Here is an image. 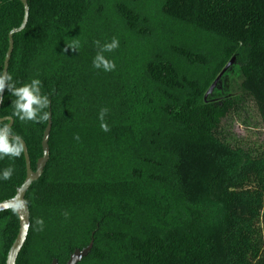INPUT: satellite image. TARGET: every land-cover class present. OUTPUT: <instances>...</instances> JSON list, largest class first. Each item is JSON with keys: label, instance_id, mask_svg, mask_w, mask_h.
<instances>
[{"label": "trees", "instance_id": "16d2710c", "mask_svg": "<svg viewBox=\"0 0 264 264\" xmlns=\"http://www.w3.org/2000/svg\"><path fill=\"white\" fill-rule=\"evenodd\" d=\"M29 10L8 73L17 87L42 82L52 131L16 264H66L92 240L79 264H264V150L220 132L230 96L204 99L236 57L264 127V0H29ZM23 19L21 0H0V72ZM113 37L119 48L104 56L115 70L94 68L95 41ZM15 99L6 89L0 118L13 119L35 170L48 121L21 122ZM9 166L0 203L26 179L24 153L0 159V174ZM18 232V214L1 212L0 264Z\"/></svg>", "mask_w": 264, "mask_h": 264}, {"label": "clouds", "instance_id": "9594fccd", "mask_svg": "<svg viewBox=\"0 0 264 264\" xmlns=\"http://www.w3.org/2000/svg\"><path fill=\"white\" fill-rule=\"evenodd\" d=\"M99 51L93 59V67L96 69H103L105 72L114 71L116 64L113 60H109L104 56L105 52H113L119 48L120 42L116 37L111 39L110 43L103 45L97 40L95 41ZM79 47L78 41H73L67 45L65 51L69 48L76 51ZM42 82L39 79H32L30 83H24L22 86L17 87L13 77L8 72H0V94L5 89L14 96L16 99L12 101L13 116L18 118L21 122H34L41 123L50 119V112L45 111L49 108L50 100L47 95L41 94ZM107 108H101L99 113V119L101 121L100 128L104 132H109L110 126L105 122V115L107 114ZM75 139L79 140V136L76 135ZM25 151V145L23 138L19 135L13 134V130L8 123L0 122V159L4 157H11L13 159L19 158ZM14 168L9 166L5 168L0 174V179L10 180L13 176ZM26 201L14 198L12 202L6 205V208L11 209L13 213H18L23 210L26 205ZM67 217L68 213H64ZM38 225L37 231H42L44 227V221L41 218L36 220ZM30 225H25V230Z\"/></svg>", "mask_w": 264, "mask_h": 264}, {"label": "water", "instance_id": "95a60500", "mask_svg": "<svg viewBox=\"0 0 264 264\" xmlns=\"http://www.w3.org/2000/svg\"><path fill=\"white\" fill-rule=\"evenodd\" d=\"M21 2L24 6V19H23L21 26L19 28L13 29L9 34V48L6 54L3 72H8V69H9V63H10L11 56L14 50V35L25 30L28 24L29 13H30L29 0H21ZM235 61H236V57H233L229 61V63L225 66V68L221 71V73L218 75L216 80L213 82V84L210 86L209 90L205 94V97H204L205 100H207L209 96L213 95L216 89H219V85L222 84V78L227 73V71L235 64ZM4 94H5V91L2 94H0V110H1L2 103H3ZM5 121H9V125L12 127L14 123L12 118H6V119L0 118V122H5ZM51 131H52V115H50V119L48 120V124L44 131V135L42 139L43 155L38 160L35 170L32 169L28 147L26 145V142L23 140L24 145H25V151L23 153H24L25 162H26V179L24 183L22 184V186L16 190V195L13 198L5 200L0 203V213L11 210V209L6 208V205L9 202H12L14 198H18L20 200L26 201V195L30 187L32 186L34 182H36L42 177L44 170L48 164V161L50 159L49 140H50ZM17 214L19 217V232H18L16 240L14 241L13 245L11 246L9 250L6 264H16L17 263L19 254L22 251V248L24 247L28 234H29L30 227L27 229V231L25 230V225L26 224L30 225V211H29L28 203H26L25 208L19 211ZM93 245H94V241L92 240L90 244L83 250H79V249L75 250L73 254L70 256V259L68 260L66 264H79L84 258H86L90 254V252L92 251ZM52 264H59V263L55 259Z\"/></svg>", "mask_w": 264, "mask_h": 264}, {"label": "rangeland", "instance_id": "374dc122", "mask_svg": "<svg viewBox=\"0 0 264 264\" xmlns=\"http://www.w3.org/2000/svg\"><path fill=\"white\" fill-rule=\"evenodd\" d=\"M239 66L235 61L227 78L219 85L223 97L228 95L233 100L232 108L221 120L220 132L233 145H241L253 153H259L264 150V127L254 101L241 90L243 79L239 74Z\"/></svg>", "mask_w": 264, "mask_h": 264}, {"label": "flooded vegetation", "instance_id": "af4514ba", "mask_svg": "<svg viewBox=\"0 0 264 264\" xmlns=\"http://www.w3.org/2000/svg\"><path fill=\"white\" fill-rule=\"evenodd\" d=\"M222 97H223V95H222Z\"/></svg>", "mask_w": 264, "mask_h": 264}]
</instances>
